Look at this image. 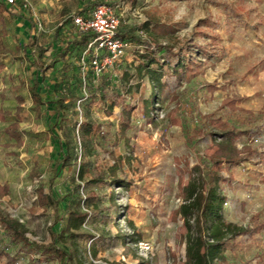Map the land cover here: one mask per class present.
<instances>
[{
    "label": "rangeland",
    "instance_id": "1",
    "mask_svg": "<svg viewBox=\"0 0 264 264\" xmlns=\"http://www.w3.org/2000/svg\"><path fill=\"white\" fill-rule=\"evenodd\" d=\"M105 1L117 6L119 33L164 44L192 37L194 43H215L224 51L205 57L192 49L201 61L198 78L175 83L173 92L161 97L152 111L146 110L145 101L154 91L153 85L129 66L135 75L132 83L137 86L128 98L136 110L125 137L121 132L122 109L116 108L109 116L97 105L88 106L79 98L84 90L78 89L60 126L63 138L72 144V161L63 177L50 186L53 152L59 149L30 96L28 75L14 56L26 26L8 13H0V210L25 225L33 240L50 243V227L61 233L67 215L55 223L54 209L38 198L39 191L45 189L55 199L65 197L61 204L65 207L69 201L66 188L73 186V208L83 212L102 208L113 215L110 222L88 218L77 232L75 259L87 264H184L187 229L177 214L184 202L182 187L196 175L195 166L217 154L213 137L200 133L202 116L215 112L228 97L237 99L241 109L260 116L262 125L239 138L238 149L264 151V0ZM21 2L32 9L42 29L51 30L77 14L87 0ZM224 2L242 19L228 21L220 6ZM15 5L19 7L20 2ZM205 18L208 21L196 27ZM135 52H144V48L135 50L127 44L122 59L132 63ZM210 83L216 84L213 94H205L202 88L196 105L188 102L200 84ZM186 87L189 91L184 94ZM86 121L102 125L105 134L82 135ZM13 124L18 125V133L4 134L3 130ZM224 175L229 180L226 220L248 226L256 213L264 220V164L245 163ZM120 181L131 185L122 186ZM258 237L254 253L245 258L252 264L264 252V231ZM62 242L75 251L71 238Z\"/></svg>",
    "mask_w": 264,
    "mask_h": 264
},
{
    "label": "trees",
    "instance_id": "2",
    "mask_svg": "<svg viewBox=\"0 0 264 264\" xmlns=\"http://www.w3.org/2000/svg\"><path fill=\"white\" fill-rule=\"evenodd\" d=\"M15 1L17 2L14 0L12 4L9 0H0V13H8L26 26L14 56L22 63L28 75L30 96L35 106L40 108L41 116L46 120L59 149L53 152L50 186L63 177L72 161V144L63 138L60 126L73 107L78 89L84 90L79 98L86 101L88 106L97 105L109 116L113 115L116 108L122 109L121 132L125 137L131 127L132 114L136 110L128 98L137 86L132 83L135 75L128 70L129 66L136 68L139 77L147 76L153 85L154 91L145 101L146 110L152 111L161 97L173 92L175 83H191L198 78L201 61L192 49L199 50L205 57L218 56L224 51L215 43H194L192 37L178 44H164L142 40L132 33H120L119 38L130 47L135 50L143 47L144 52H135L132 63L125 62L122 57L113 67L96 74L93 66L96 53L89 46L95 34L79 31L73 17L51 31H44L40 28L37 16L33 17L32 9L21 0H18L20 5L16 7ZM105 3V0H87L84 8L77 14H84L90 6ZM220 6L228 21L233 18L242 19V15L231 4L224 2ZM207 21L205 18L196 27H201ZM107 54L103 52L101 56ZM164 76L167 79L164 80ZM202 88L206 89L205 94H213L216 84H200L194 97H190L188 102L196 105ZM188 91L189 87H186L184 94ZM17 98H20V103L23 102L21 97ZM206 98L208 99L207 96ZM238 104L237 99L228 97L215 112L202 116L200 133L205 137H213L217 154L195 166L196 175L182 187L184 202L177 214L184 219L187 229L184 264H252L245 258L254 253L255 246L260 242L258 235L264 231V220L259 213L254 214L248 226L230 222L224 216L227 203L226 183L229 182L224 172L245 163L264 164V151L248 147L242 152L237 147L239 138L262 127L259 115L241 109ZM213 128L220 131L213 132ZM3 133L15 136L18 125L6 127ZM80 133L85 137L93 133L105 134L102 125H95L91 121L82 125ZM79 174H82V168ZM120 183L122 186L131 185L124 181ZM75 190L73 186L66 188L69 201L65 207L61 205L65 202V197L55 199L45 189L39 191L38 198L53 207L55 223L60 222L63 214L67 215L66 226L61 233H57L53 226L50 227V243L33 240L28 236L25 225L0 210V264H87L81 258L75 259L78 249L75 243L77 232L89 217L110 222L113 215L102 208H94L88 212L73 208L72 203L76 202ZM68 238L75 244L74 252L62 242ZM256 258V264H264V252Z\"/></svg>",
    "mask_w": 264,
    "mask_h": 264
},
{
    "label": "built area",
    "instance_id": "3",
    "mask_svg": "<svg viewBox=\"0 0 264 264\" xmlns=\"http://www.w3.org/2000/svg\"><path fill=\"white\" fill-rule=\"evenodd\" d=\"M9 2L13 4L14 0H9ZM73 20L79 31L95 34V38L89 46L96 53V58L93 61L96 74L104 72L106 68L113 67L125 56L127 44L118 36L121 17L117 12V6L108 3L95 5L84 14H75ZM40 28L42 29L41 25ZM103 52L108 54L101 56Z\"/></svg>",
    "mask_w": 264,
    "mask_h": 264
},
{
    "label": "crops",
    "instance_id": "4",
    "mask_svg": "<svg viewBox=\"0 0 264 264\" xmlns=\"http://www.w3.org/2000/svg\"><path fill=\"white\" fill-rule=\"evenodd\" d=\"M54 28H55V27H54ZM54 28H53V29H54ZM53 29H51V30H53ZM43 30H44V29H43ZM51 30H44V31H51ZM28 91H29V90H28Z\"/></svg>",
    "mask_w": 264,
    "mask_h": 264
},
{
    "label": "water",
    "instance_id": "5",
    "mask_svg": "<svg viewBox=\"0 0 264 264\" xmlns=\"http://www.w3.org/2000/svg\"><path fill=\"white\" fill-rule=\"evenodd\" d=\"M30 237V235H28Z\"/></svg>",
    "mask_w": 264,
    "mask_h": 264
}]
</instances>
